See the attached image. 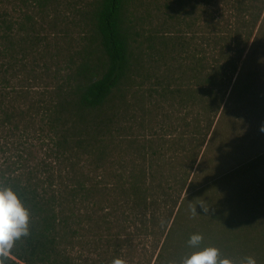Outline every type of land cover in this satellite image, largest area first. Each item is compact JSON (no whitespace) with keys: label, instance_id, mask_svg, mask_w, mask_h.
Wrapping results in <instances>:
<instances>
[{"label":"trees","instance_id":"1","mask_svg":"<svg viewBox=\"0 0 264 264\" xmlns=\"http://www.w3.org/2000/svg\"><path fill=\"white\" fill-rule=\"evenodd\" d=\"M263 17L264 0H0V186L30 213L7 264H182L196 233L235 264L264 251L258 198L229 199L264 155L193 186ZM256 214L259 235L234 232Z\"/></svg>","mask_w":264,"mask_h":264},{"label":"rangeland","instance_id":"2","mask_svg":"<svg viewBox=\"0 0 264 264\" xmlns=\"http://www.w3.org/2000/svg\"><path fill=\"white\" fill-rule=\"evenodd\" d=\"M221 15L225 20L230 22L226 26L228 30L232 29L233 9L230 5L221 4L215 16L221 19ZM223 24V23H222ZM226 23L224 22V25ZM240 75L237 80V87L228 95L224 103L223 110L217 121L215 138L210 140L205 148V156L198 168V174L193 186L195 188L203 183L217 177L228 170L237 169L244 164H249L256 157L264 155V17L262 19V27L256 33V37L247 50L245 58L240 65ZM255 167V166H253ZM249 194L258 198L255 203L259 208H264V164L262 168L242 174V178L233 183L229 199L232 203L240 206L246 202L239 200V195ZM208 197L202 198L200 210L207 208L210 203ZM203 205V207H202ZM253 206V205H252ZM204 208V209H203ZM261 215V214H260ZM259 214L252 219L251 223L246 225L249 230L241 227L239 222L234 223L233 230L240 237L245 234L258 233L261 230V220ZM251 213H245L236 216L237 221L246 219L251 220ZM201 215H195L190 221V226L198 227L200 231ZM230 234V233H229ZM227 234V235H229ZM188 241L185 239L182 243V248L186 246ZM254 244L256 249L254 253L250 252L252 244L250 242L243 243L249 251L247 256H253L256 259V264H264V251H261L260 242ZM133 245L142 252L147 250L148 254L151 250L150 240L145 235L134 236ZM241 245H238L240 247ZM254 248V249H255ZM252 249V250H254ZM235 250H239L235 249ZM188 254V250L183 251ZM220 258H231L230 252L220 253ZM243 256V258L247 257ZM240 264V257L237 258ZM145 264V259H142ZM125 264H139L135 258H128Z\"/></svg>","mask_w":264,"mask_h":264},{"label":"clouds","instance_id":"3","mask_svg":"<svg viewBox=\"0 0 264 264\" xmlns=\"http://www.w3.org/2000/svg\"><path fill=\"white\" fill-rule=\"evenodd\" d=\"M29 217V210L22 203L18 193L10 186H0V264H7L8 253L14 242L29 235ZM202 240L203 236L199 233L190 236L188 245L195 250L183 258L182 264H235L229 258H220L216 247H201ZM112 264H125V261L115 257ZM240 264H256V259L247 256Z\"/></svg>","mask_w":264,"mask_h":264}]
</instances>
